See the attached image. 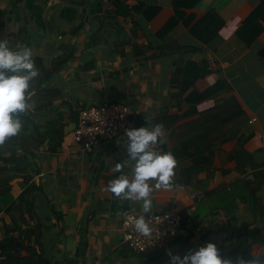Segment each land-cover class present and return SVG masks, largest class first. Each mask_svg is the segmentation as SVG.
Returning a JSON list of instances; mask_svg holds the SVG:
<instances>
[{"label": "crops", "instance_id": "crops-1", "mask_svg": "<svg viewBox=\"0 0 264 264\" xmlns=\"http://www.w3.org/2000/svg\"><path fill=\"white\" fill-rule=\"evenodd\" d=\"M114 1L60 0L50 5L44 0H0V39L13 48H31L37 69L40 62L60 66L40 87L52 94L46 114L65 122L66 132L59 151L38 152L40 172L31 180L42 187L37 208L52 264H171L169 253L183 257L208 242L233 264L264 262V180H259L264 178V29L247 49L236 37L260 0H199L179 6L184 14L164 35L163 27L176 15L175 0H121L120 7ZM209 11L221 23L202 41L190 28ZM210 59L217 60L216 68H209ZM188 61L208 70L196 82L199 90L218 79L227 81V90L185 103L172 78ZM232 96L245 112L240 123L212 137L213 151L206 152L209 158L202 166L185 153L175 157L173 186L151 193V212L181 211L192 218L193 230L169 240L161 254L140 257L125 242L123 219L129 212H143L142 201L116 197L106 188L120 175L113 171L116 163L131 175L125 132L85 150L74 137L80 109L104 100L125 103L133 110L131 128L161 124L166 139L157 147L171 152L185 131L180 124ZM179 112L182 120L170 123ZM26 185L17 179L12 194L17 197ZM11 220L4 214L0 222Z\"/></svg>", "mask_w": 264, "mask_h": 264}, {"label": "trees", "instance_id": "trees-1", "mask_svg": "<svg viewBox=\"0 0 264 264\" xmlns=\"http://www.w3.org/2000/svg\"><path fill=\"white\" fill-rule=\"evenodd\" d=\"M198 1L175 0L176 15L166 23L161 34H166L184 14L179 10V6H193ZM114 2L118 7L123 4L121 0ZM263 22L264 0H260L236 31V37L243 49L250 48L260 36L264 29ZM220 23L218 15L209 11L194 23L190 30L200 40L208 41L219 28ZM262 52L264 53V48ZM38 66L39 74L30 82L28 89V108L26 112L19 114L23 126L17 135L0 144V221L4 214H9L12 219L11 223L0 222V230L3 233V238L0 240V264H52L43 243L44 224L37 208L38 195L43 191L40 185L31 180L36 173L40 172L39 167L36 166L38 152L42 148L51 153L60 150L66 132V123L56 115L46 114L52 103L50 99L52 94L48 88L40 87L41 83L48 81L60 68L59 63L45 67L40 62ZM207 73L206 66H200L196 61H188L184 67H177L174 70L172 82L179 84L185 103H197L227 90L229 84L224 79H218L208 88L199 90L196 82ZM196 108L190 107V110H196ZM198 114L197 117L189 118L179 125L184 127L185 131L178 136L179 140L173 146L171 153L174 157L185 153L194 159L198 166H202L209 158L206 152L211 154L213 151L215 138L212 137H220L221 132H227L231 127L239 124L245 112L237 98L232 96L217 101L211 110L199 111ZM43 119L44 122H41ZM180 120H182V114L174 113L170 123ZM192 148H195V151H191ZM242 148L241 144L236 154ZM233 157L235 154L231 156ZM201 168L194 172L200 171ZM19 178H22L27 185L15 197L12 194V187ZM253 180L259 181L264 178Z\"/></svg>", "mask_w": 264, "mask_h": 264}, {"label": "clouds", "instance_id": "clouds-1", "mask_svg": "<svg viewBox=\"0 0 264 264\" xmlns=\"http://www.w3.org/2000/svg\"><path fill=\"white\" fill-rule=\"evenodd\" d=\"M28 46L10 47L6 38L0 39V144L17 135L23 122L20 113L28 108L27 94L30 82L38 76V69L32 59ZM126 150L132 162L131 175L121 171L123 165L116 163L113 171L120 175L110 180L106 188L116 197L125 200L142 201L143 212L135 218L134 230L145 237L152 236L154 227L151 212L154 189H170L173 186L177 161L171 152L160 150L157 146L165 142L161 124L151 127L128 128ZM171 264H233L224 259L214 242L189 250L183 257L169 253ZM238 264H264L262 261Z\"/></svg>", "mask_w": 264, "mask_h": 264}, {"label": "built area", "instance_id": "built-area-1", "mask_svg": "<svg viewBox=\"0 0 264 264\" xmlns=\"http://www.w3.org/2000/svg\"><path fill=\"white\" fill-rule=\"evenodd\" d=\"M52 5L60 0H44ZM216 59L209 60V68L214 69ZM254 119H252L253 121ZM133 125L132 108L121 102L104 100L98 104L80 109L78 122L74 128V137L82 147L91 151L101 139L118 137ZM142 212L132 211L123 219L124 239L135 252L153 251L179 236L188 235L194 228L191 217H185L181 211L167 209L150 212L154 231L152 236H142L134 230V221Z\"/></svg>", "mask_w": 264, "mask_h": 264}, {"label": "water", "instance_id": "water-1", "mask_svg": "<svg viewBox=\"0 0 264 264\" xmlns=\"http://www.w3.org/2000/svg\"><path fill=\"white\" fill-rule=\"evenodd\" d=\"M165 251V246L159 248V249H156V250H153V251H142V252H138V255L140 257H144V258H148V257H153V256H156V255H159L161 254L162 252Z\"/></svg>", "mask_w": 264, "mask_h": 264}]
</instances>
